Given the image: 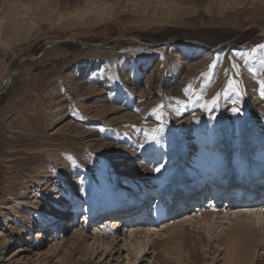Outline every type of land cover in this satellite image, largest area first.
<instances>
[{
  "label": "rangeland",
  "instance_id": "374dc122",
  "mask_svg": "<svg viewBox=\"0 0 264 264\" xmlns=\"http://www.w3.org/2000/svg\"><path fill=\"white\" fill-rule=\"evenodd\" d=\"M251 26L264 0H0V264H228L221 240L244 222L260 234L243 260L264 264V227L229 216L264 204ZM213 200L227 217L205 221Z\"/></svg>",
  "mask_w": 264,
  "mask_h": 264
},
{
  "label": "bare ground",
  "instance_id": "6f19581e",
  "mask_svg": "<svg viewBox=\"0 0 264 264\" xmlns=\"http://www.w3.org/2000/svg\"><path fill=\"white\" fill-rule=\"evenodd\" d=\"M205 47H207V46H205ZM208 51H210V50H208ZM7 80L9 82V75L7 77ZM8 82H7V84H8ZM197 185H199V184H197ZM252 185H255V184H251V185H248V186H252ZM255 186H256V188L258 190L261 189V188H259V186L257 184ZM198 188L196 189V191H198ZM169 190L170 189H168L167 191H169ZM258 190H256V191H258ZM239 191L240 190H237V193H239ZM260 192H264V191H260ZM242 194H243V192H242ZM250 194H252V193H250L249 191L246 192V195H250ZM157 198H158V201L161 202V198H159V197H157ZM165 199L167 201V204L165 206H168V205L170 206V207L168 206V211H171V213L173 212L174 209L178 208V206H181V205L183 206L184 204H186V203L183 204V202L179 203V201H180V200H178L179 198H175V197L171 198L170 199L171 201H169L168 198H165ZM211 205H215L214 200H213V202L210 201L207 204L208 207L209 206L212 207ZM165 206H164V208H165ZM195 207L198 208L197 205ZM212 208H215V207H212ZM212 208L210 209L212 211L207 210V211H205V212H203L201 214L199 213L201 215V217L204 218V220L206 219L205 221H207L209 218H212L213 215H216L214 218H218L219 216L220 217H227V215H223V216L220 215L223 210L225 211V209H226L225 207L222 210H218V211H217L216 208L215 209H212ZM236 208H238L237 214H233V215H229V216H234L236 218L238 215H240V216H245V215L247 216L248 215V216L252 217V219H253V221H252L253 223L252 224H256L257 226H261V228L264 227V211H261L262 209H264V204L263 203L262 204L261 203L260 204H255V205H252V204L250 205V203H249V205L246 204V205H243V206H236ZM233 209H235V207L231 206V207H228V210L226 209V211L228 212V211L233 210ZM135 211H137V210H135ZM168 211L167 210L165 211V209H164V212L162 214H165V212H168ZM141 212L142 211L140 210L137 214H139ZM187 212H188V214L183 216L184 220L180 221L181 224L182 223H188L187 220H190V216L191 215H190L189 211H187ZM184 213L185 212H183L182 214H184ZM143 214H145V213L142 212V215ZM160 214L161 213H158V215H160ZM225 214H227V213H225ZM179 216H180V214H179ZM158 218H160V217H158ZM123 219H125V216H124ZM84 220H86V219L83 218L82 221H84ZM119 220H120L119 217H116V218L115 217L114 218H109L108 217V218L104 219V221H106L107 223H111L112 222V224H111L112 227H116V225H119L120 224ZM126 225L127 224H124V227H123V229H125V230L128 229L129 227H131V226H128V228H126ZM239 225H240L239 227H236L235 229H231V232L230 231L228 232V234H227V235H229L228 237L223 238L221 240V242H222L221 244L225 245L226 254H227L226 262L228 264H235L237 262L239 264H245L244 260H249L251 258V255L254 254L255 248L257 246L254 243L253 237L255 235L253 236V233L260 234V230L256 228L255 230H258V232H256L255 230H253V228H252V230L249 229L251 227V225L249 226V225L245 224V222L242 223V224L239 223ZM256 225H254V227H256ZM175 226H177V224H175ZM121 227H122V225H121ZM202 227H203L204 230L208 229V226H206V227L202 226ZM139 228H141V230H139V231H135L134 230L135 231L134 232L135 235L138 234V233L145 235V233L150 232L149 231L150 229L147 230V229H142V227H139ZM104 229H105V227H104ZM73 231L75 232L74 234H76L79 238L80 237L81 238L85 237L84 234L81 231H77V227H75V229H73ZM100 233H101V231H100ZM95 240H97V239H95ZM99 242H102L101 239L99 240ZM262 246H263V250H264V242L262 243ZM17 248H18L17 252L21 251L19 249V247H17ZM146 252H143V253L142 252L141 253L137 252L136 256H139V257L142 258V257L145 256ZM262 252H264V251H262ZM241 253L243 255H240ZM225 258H226V256H225Z\"/></svg>",
  "mask_w": 264,
  "mask_h": 264
},
{
  "label": "snow or ice",
  "instance_id": "6c2138e0",
  "mask_svg": "<svg viewBox=\"0 0 264 264\" xmlns=\"http://www.w3.org/2000/svg\"><path fill=\"white\" fill-rule=\"evenodd\" d=\"M261 48H264V45H261L260 46ZM236 67H238V65H236ZM259 85H260V88H261V92L262 94H264V79H262L260 82H259ZM229 88H235V84L233 83H229ZM186 91H192L191 88L187 89ZM218 100H219V94H217L216 96L212 97V99L209 101V100H205L204 101V104L202 105V107H204L205 109L209 108L210 106H216L218 104ZM234 111H239V109H234ZM156 131H162V128H159V129H153L152 132L155 133ZM148 138L149 139H154V135L152 134H148ZM160 169L157 168L155 169V171H159ZM261 211H264V209H262Z\"/></svg>",
  "mask_w": 264,
  "mask_h": 264
},
{
  "label": "water",
  "instance_id": "95a60500",
  "mask_svg": "<svg viewBox=\"0 0 264 264\" xmlns=\"http://www.w3.org/2000/svg\"><path fill=\"white\" fill-rule=\"evenodd\" d=\"M251 27H256V28H260L263 32H264V26H260V27H257V26H251ZM250 28V27H249ZM131 41H137V42H139L138 40H136V39H133V38H129ZM78 41V40H77ZM161 43H163V42H158V43H156V44H146V45H158V44H161ZM170 43H172V44H182V42L181 41H170ZM205 48H207V49H209V50H215L216 49V47H211V46H207V47H205ZM15 74V72H11L10 74H9V82L11 81V79H12V77H13V75ZM8 82V83H9ZM8 85V84H7ZM6 85V86H7ZM5 86V87H6ZM4 90V89H3ZM3 90H1L0 91V94L3 92Z\"/></svg>",
  "mask_w": 264,
  "mask_h": 264
}]
</instances>
